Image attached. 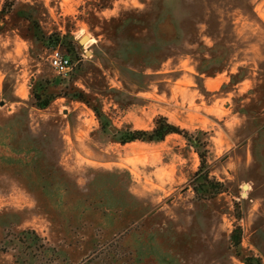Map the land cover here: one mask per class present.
<instances>
[{
    "label": "rangeland",
    "instance_id": "1",
    "mask_svg": "<svg viewBox=\"0 0 264 264\" xmlns=\"http://www.w3.org/2000/svg\"><path fill=\"white\" fill-rule=\"evenodd\" d=\"M9 1L0 15V264L17 255L25 264H243L230 248L236 227L243 258L261 259L264 0H159V9L155 0ZM41 36L77 46L68 76L49 64L66 49ZM84 36L91 41L79 44ZM49 82L54 99L40 110L32 90ZM158 116L207 135L206 165L223 193L195 200L199 158L179 135L118 143L117 131H150ZM27 231L39 241L19 242Z\"/></svg>",
    "mask_w": 264,
    "mask_h": 264
},
{
    "label": "trees",
    "instance_id": "2",
    "mask_svg": "<svg viewBox=\"0 0 264 264\" xmlns=\"http://www.w3.org/2000/svg\"><path fill=\"white\" fill-rule=\"evenodd\" d=\"M159 0L153 1V5H155V8L158 5L159 9ZM12 7V2L9 0H5L2 9L0 11V15L4 16L7 13H9L10 9ZM163 17V16H162ZM159 15L156 16L157 19H162V22L165 24L166 27H172V21L168 17V15L164 16L162 18ZM174 25V24H173ZM176 37V36H175ZM174 38V36H173ZM52 39V40H51ZM50 40L53 42L54 45L61 44L66 49L65 56L69 58V61L72 65V62L78 61L80 58L77 54V46L72 42V40L68 39L67 37H60L59 36H53L46 38L45 36H41V41L43 43H49ZM73 70V67H72ZM50 83H45L44 86L34 87L32 90V97L34 100V106L40 110L46 109L51 101L54 99V95L47 92V88L50 86ZM69 97L74 100L84 101L83 94L81 92H74ZM92 110L97 117L100 126L102 130H105L109 123L104 120L103 121V115L102 113L95 107H92ZM117 134L119 137L117 138L118 143L121 145H125L128 143H132L135 141L140 142H161L163 141L168 135L175 134L181 136L187 144L194 149V152L197 154L199 158V166L197 171L194 173L191 181L190 186L191 189L195 195V200L197 202H206L208 200L214 199L216 196L220 195L224 192V185L221 182H218L215 180V178L210 176V172L206 165V154H207V145L208 140L206 138V134L198 131L196 135L190 134L188 131L184 129H180L178 126H175L168 122V120L163 116H158L154 121V127L152 130H126L124 132H118ZM33 147L29 148V150L22 149L20 152L23 154V156L31 150ZM14 151V150H13ZM35 159V155H32L31 161ZM27 162V165H32L34 162ZM65 192H68L69 190H66V186L62 188ZM59 190V189H58ZM60 190V191H63ZM101 203V202H100ZM115 203V202H114ZM114 203L110 204L111 211L114 209L115 205ZM122 209L124 204L122 201L118 200L117 202ZM22 237L18 238V241L23 243L25 240L30 241H39L38 236L33 231H27L22 232ZM241 239H242V230L240 227H236L230 234L229 240L231 243L230 248L233 251V255L241 260L243 264H264L260 258H255L253 256L244 257L241 255ZM25 249H30V246H24ZM36 247L44 248V246H34V249ZM6 251V250H5ZM114 254V253H112ZM16 264H25V260H22L23 258H20L19 255L15 256ZM120 257L117 256H110L111 261H118ZM20 259V261L18 260ZM138 259V258H137ZM140 260V259H138ZM19 262V263H18ZM138 264V261L136 262Z\"/></svg>",
    "mask_w": 264,
    "mask_h": 264
},
{
    "label": "built area",
    "instance_id": "3",
    "mask_svg": "<svg viewBox=\"0 0 264 264\" xmlns=\"http://www.w3.org/2000/svg\"><path fill=\"white\" fill-rule=\"evenodd\" d=\"M50 67L52 70L60 76L66 77L70 74L72 70V65L69 61V58H67L65 55H62L57 50H54L50 54V61H49Z\"/></svg>",
    "mask_w": 264,
    "mask_h": 264
},
{
    "label": "bare ground",
    "instance_id": "4",
    "mask_svg": "<svg viewBox=\"0 0 264 264\" xmlns=\"http://www.w3.org/2000/svg\"><path fill=\"white\" fill-rule=\"evenodd\" d=\"M84 41H88V42H90L91 40L89 39L88 36H86V38L84 39ZM247 189H248V185H245V186H244V190H247ZM243 194H244V196H245V195H246V192H244Z\"/></svg>",
    "mask_w": 264,
    "mask_h": 264
},
{
    "label": "water",
    "instance_id": "5",
    "mask_svg": "<svg viewBox=\"0 0 264 264\" xmlns=\"http://www.w3.org/2000/svg\"><path fill=\"white\" fill-rule=\"evenodd\" d=\"M86 38V36H84V37H82L79 41H78V43L79 44H82L83 42H84V39Z\"/></svg>",
    "mask_w": 264,
    "mask_h": 264
},
{
    "label": "crops",
    "instance_id": "6",
    "mask_svg": "<svg viewBox=\"0 0 264 264\" xmlns=\"http://www.w3.org/2000/svg\"><path fill=\"white\" fill-rule=\"evenodd\" d=\"M261 260L264 262V255L262 256Z\"/></svg>",
    "mask_w": 264,
    "mask_h": 264
}]
</instances>
